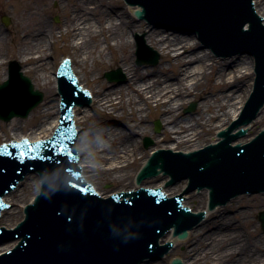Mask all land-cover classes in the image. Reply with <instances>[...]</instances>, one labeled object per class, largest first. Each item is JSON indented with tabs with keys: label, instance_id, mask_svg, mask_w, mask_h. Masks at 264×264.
I'll return each mask as SVG.
<instances>
[{
	"label": "water",
	"instance_id": "obj_1",
	"mask_svg": "<svg viewBox=\"0 0 264 264\" xmlns=\"http://www.w3.org/2000/svg\"><path fill=\"white\" fill-rule=\"evenodd\" d=\"M139 1L146 7L145 13L138 12L140 17H146L158 24L197 31L200 38L220 56L245 50L254 52L258 62L257 82L264 88V0H254L255 10L262 19L254 11L253 0ZM139 1L138 4H141ZM246 24L250 25L249 31L244 29ZM194 50L204 51L201 46L194 47ZM146 53L144 44L139 42L138 54L141 57ZM69 59L73 69L72 59ZM73 72L80 82L74 69ZM11 73V79L0 85V95L4 94L2 98L9 101L5 106L4 103L0 104V117L5 120L14 116H26L43 98L42 92L34 90L31 80L18 73L16 65L11 66ZM109 77L120 79L117 73H111ZM62 78L60 90L65 101L62 107V125L52 140L32 145L38 150L37 153L43 148L41 156L39 154L40 158L21 157V151L28 150L27 143L5 146L0 150V211L4 205V194L15 188L32 169L40 167L44 181L42 194L38 196L35 204L26 209V221L15 233H9V236L4 238L5 241L21 238V241L14 250L0 256V264H139L145 259L161 258L168 249L159 247L158 240L172 227L177 233L184 232L181 237H185L186 231L193 228L195 223L188 221L185 224L188 219L187 211H181L179 202L166 199L159 190L142 189L136 193L103 199L83 181L74 151L71 115L72 106L79 100L74 95L72 84L68 83V88L64 89ZM16 83H20L19 89L11 91V94L5 93L13 89ZM14 94L17 96L13 97ZM90 94L93 107L94 94L92 91ZM20 99L22 102L17 103ZM263 101L264 90L249 107L257 109L258 102L261 105ZM75 123L78 130L76 115ZM262 127L264 108L257 120L244 127L249 130L248 136L237 140L235 144L247 143L255 136L254 132H259ZM233 129L222 132L221 135L225 139L221 143L199 152L156 153L146 177L157 175L159 167L170 171L174 177L180 174L189 176L193 185L211 188L215 205L225 203L243 192L264 191V134L251 144L231 147L230 143L235 139L231 134ZM63 133L69 135L60 138ZM79 137L81 132L78 130V151ZM57 141L69 146L72 154L58 155L59 149L51 148ZM23 144H27V147ZM79 154L82 159L81 152ZM166 162H176L177 167L181 166L182 170L176 169L177 174H174L165 167ZM82 171L84 175V168ZM92 186L99 192L95 185ZM38 190L39 177L27 175L17 189L4 197L10 208L3 211L0 226L11 227L19 222L23 217L22 207L32 200ZM162 190L166 193L165 188ZM186 196L187 194L185 199ZM207 216L208 214L202 224ZM260 219L264 228V212L261 213ZM202 224L199 227H202ZM13 246L14 243L0 246V253ZM173 264L182 263L175 260Z\"/></svg>",
	"mask_w": 264,
	"mask_h": 264
},
{
	"label": "bare ground",
	"instance_id": "obj_2",
	"mask_svg": "<svg viewBox=\"0 0 264 264\" xmlns=\"http://www.w3.org/2000/svg\"><path fill=\"white\" fill-rule=\"evenodd\" d=\"M11 1L15 3L17 0ZM42 1L46 4L47 1H55L57 3L55 11L64 14L63 25L59 31L55 29L57 34L53 31L54 28H51L50 22L43 19L36 24V29L25 26L26 21L17 22V29L15 31L12 29V32L10 30L7 35L0 29V44L7 46L9 41L17 40L13 55L21 62V71L33 73L35 80L45 86L49 96L48 103L44 97L45 109L42 108L37 113V116L42 118L32 132L33 136H29L30 139L34 141L50 136L58 124L60 98L59 96L54 98L51 89V75L54 74L55 82L56 67L52 70V62L48 61L49 55L46 52L53 45L52 40L58 35L69 39L66 49H74L73 55L76 57L69 56L73 62V69L79 76L81 85L89 88L94 94V105L88 106L92 107L93 115L79 106L74 109L78 130L81 132L78 149L83 158L80 163L88 182L95 185L103 197H109L115 191L140 186L165 188L169 195L181 192L186 181L179 184L180 186L167 187L164 183L168 177L154 184L143 183L139 186L133 181L131 185H121L119 189L110 192H102L99 185L106 181L123 183L129 179L128 169L143 155L141 140L138 138L140 135L151 134L157 146L185 152L218 142L220 138L214 135L211 137V131L215 133L216 130H222L233 119H237L251 93L254 80L253 57L233 58L225 65L210 64L208 63L210 54L195 51L194 47L199 43L193 42L190 36L170 37L157 34L151 28V23L133 18L131 12L135 8L139 9L138 6L125 9L117 0ZM33 11L35 14L42 12L39 8ZM11 16L14 17L13 13ZM144 31L147 32L146 43L157 49L162 59L159 66L149 70H144L141 66L147 63L135 64L132 55V47L136 41L131 40L130 35ZM101 37L104 45L101 44ZM107 51L111 57L105 60ZM3 59L4 56L0 58L1 83L9 79L1 72L6 63ZM90 62L94 67L106 63L109 66H121L127 73L126 88H115L103 80L97 81L96 70H93L92 78L89 77L87 69L92 71L89 67ZM159 62L160 60L156 65ZM205 81L208 87L204 85ZM94 82L97 84L94 85L96 88L92 86ZM54 91L56 93L55 87ZM189 98L201 99L197 116H184L180 112L189 102ZM16 102H22V99ZM40 105L41 103H38L35 107ZM31 111L27 113L28 117L32 116ZM153 111L162 121V137H156L152 132L149 114ZM102 115L121 119L125 127H107L101 121ZM14 118L19 117H11L6 122ZM10 126L11 124H7L6 128ZM13 126L12 136L6 141L19 140L25 136L19 133L25 129V123ZM101 131L108 138V142L103 145L94 140L96 133ZM4 134L7 137L6 133ZM147 158L148 156L146 158L142 156L140 159L142 162L145 159L146 162ZM207 194V191L187 194L185 205H189L194 211L205 209ZM246 214L247 211H241L233 217L229 215L217 217L213 214L209 226L203 225L183 242L185 246L183 261L186 264H264V242L257 238L256 229L245 225L249 222ZM167 239H172L177 245L171 233L163 241Z\"/></svg>",
	"mask_w": 264,
	"mask_h": 264
},
{
	"label": "rangeland",
	"instance_id": "obj_3",
	"mask_svg": "<svg viewBox=\"0 0 264 264\" xmlns=\"http://www.w3.org/2000/svg\"><path fill=\"white\" fill-rule=\"evenodd\" d=\"M117 1L121 2V6L123 8H125V9L127 8L128 9V5L123 0H117ZM56 7H57V3L55 1H52V2L47 1V4H46V2H44L42 0H17L15 3H13L11 0H0V29L5 35H7L10 32V30L12 32V29H14V31H15V29H17V22H22V21H26L27 24L25 26L32 27V28L36 29V24L39 22V20L43 19V20H48L50 22L51 28H54L53 31L55 32V34H57L56 30H58L64 23V14H62L60 12H56L55 11ZM35 8L41 9L42 12L35 14V12L33 11V9H35ZM11 13H13L14 17L11 16ZM131 15L134 18V15H133L132 12H131ZM6 16L10 19V23L8 25H5L3 23V18L6 17ZM151 28H153V27L151 26ZM156 30L157 29H154L153 31H156ZM156 33L157 34H163L165 36H170V37H174V36H177V35H179V37H184L183 35L175 34V32H173V33L172 32H168V30H158V31H156ZM136 34L137 33H134V34L130 35L131 40L134 38V36ZM138 34L144 35V37H145L147 32L144 31L143 33H138ZM49 38H51V37H49ZM190 38L193 39V42L194 41L196 42V39H194L193 36H190ZM16 41H9L7 46L5 44H0V55L3 54L1 57L4 56L3 60L6 61L5 66H4V68L2 69L1 72L7 75V79L9 77V63L10 62H15L16 61L22 67L21 62L19 61V59L18 58L16 59V56L13 55V49L17 46V42ZM52 41H53V45L46 52L49 55L48 61L52 62L51 63V68L53 70V67H56L59 64V62L61 61V59H63V57H65V56L74 57V55H73L74 49L73 50L66 49V44H69L68 43L69 39L66 40L64 37H59L57 35V37L54 40H52ZM73 42H74V40H73ZM75 42H76V40H75ZM101 44L104 45L103 38L101 40ZM112 44H114V42H112ZM198 46H201V45L199 44ZM150 47H152V46H150ZM152 48L159 54L160 62L156 66H153V65H150V64L141 65L144 70L145 69L149 70V69L156 68L161 63V60H162L161 59V54L157 51V49H155L154 47H152ZM204 51H206V50H204ZM204 51H198V52L202 53ZM107 52L108 53H107V55L104 58L105 60L108 59L109 57H111L110 54H109L110 52L109 51H107ZM132 55L134 57V63L139 65L137 63V58H136V46H135V44H133V47H132ZM239 57L240 56H235V57H232L230 59H222V58L218 59V58H215V57H213L211 55L209 57L210 60L208 61V63H210V64L215 63V64L225 65L226 63L230 62L231 59L239 58ZM245 57L247 58L248 54H246L244 56V58ZM74 58H76V57H74ZM89 67L92 69V71H90V69H87L88 73H89V77L92 78L93 70H96V73H97L96 76H98V78H97L98 80L97 81L103 80L107 84H109V86H112V87H115V88H126L127 78L120 85L117 82L108 81V79L105 77V73L107 71H109V70H112V69H121L122 72L124 73V75L127 77V73L123 70V68L121 66L120 67L109 66L108 63H106V64H104V65H102L100 67H96V66L94 67L92 65V62H90ZM78 71H79V69H78ZM23 73H24V75L28 76L34 82V83L33 82L32 83H33L35 89L40 90V91H42L44 93L45 98H47L46 103H48L50 100H49V96H48L47 89L45 88V86L40 84L38 81L35 80L33 73H31V72H27V73L23 72ZM79 73H80V75L82 74L81 71ZM53 76H54V74L52 73V75H51V77H52V88L51 89H52V93L54 95V98H57V96H56L57 93H55V91H54L55 83L53 81ZM95 82L92 85L94 88L97 87V86H94V85H97ZM0 83H1V81H0ZM204 85H207L206 81L204 82ZM89 87L92 88L90 85H89ZM207 87H208V85H207ZM228 91H229V89H228ZM200 101H201V99L194 100L192 98L190 100V98H189V102L187 104H185L183 106V108L180 110L181 114L184 115V116H186V115L197 116L198 115V106H199ZM193 103H196L195 109L193 111H191V112H188L187 109ZM44 106H45V100H44V102H42V104L39 107H37L36 109H34L31 112L32 113L31 117L14 118L10 122H5V121L0 119V144L3 143L4 141L8 140L9 138H11V136H12V134H11L12 133V129L11 128L14 127L13 125H16V124H19V123H25V129L24 130H20L19 133L24 134L26 136H31L32 137L33 136L32 132L35 130L36 125L41 121V118H42V117L37 116V113L40 110H42V108L45 109ZM85 110L87 112H89V114H92V115L94 114V112L92 110V107L86 108ZM101 117H102V119H101L102 123H104L107 127H121V128L125 127V125L123 124L122 120L117 118V117H115V116L113 118H110L108 116L104 117L102 115ZM113 119L116 120V122L113 121ZM149 119H150L151 124H152V132L154 133V136L162 137L163 124H162V121L159 118L158 114L155 111L151 112L149 114ZM155 121L161 122V128L158 131H156V129H155ZM7 124L8 125L11 124V126L9 128H6ZM80 128H82V126H80ZM217 132H219V131L217 130L215 133H214V131H211V133H210L211 137H213L212 135L217 134ZM4 133H6L7 137L5 136ZM46 137H44V138H46ZM145 137H149L153 141V143H152L153 145L149 149L144 146L143 139ZM138 138H139V140H141V148H142L141 150L143 152L142 156L144 158L147 155H150V151L152 149H154L156 147H159L155 143V140H154V138L152 137L151 134L146 135V136H141L140 135V136H138ZM140 158L138 157L137 162H135L128 169V172L130 173V176H129V179L126 182H123V183H118L116 181H114V182H110V181L102 182L99 185V189L102 192H106V191L110 192L112 190L114 191V190L119 189V187L121 185H131L132 182L134 181V178L136 176L137 171L141 167L142 161H141ZM160 178L161 177H159V178L157 177L154 180L151 179V180L147 181V183H152V184L157 183L160 180H162ZM181 187H182V185H181ZM187 187L188 186H186L185 188H187ZM241 211H244V212L247 211L246 219L249 222H246L245 225L247 227H251L253 229H256L257 230V238L260 241L264 242V232H263V230L261 228V224H260V221L258 219L259 213L261 211H264V194H255V195H252V196L242 195L240 198H236L231 203H229L227 207L220 208V209L211 211L209 213H213L217 217H220V215H226V216L229 215V216L233 217V216L237 215L238 213H240ZM213 214L211 215V217L209 216L210 214H208V216L206 218V221H205L204 224H202V226L204 225V226L207 227V226L210 225L209 221L214 216ZM206 227H205V232H207L206 231ZM200 228L201 227H198V228H196V230H192V233L198 231ZM190 234H191V232H190ZM202 234H204V232ZM253 234L256 235L255 232H253ZM177 242H180L179 245L176 247V249H174V251L172 252L171 255H169V257L166 256V258H164L162 261H157V262H154L153 264H170V262H171V260L173 258L180 257V256L182 257L183 252L185 251V246H183L184 245L183 244L184 241L183 240H178Z\"/></svg>",
	"mask_w": 264,
	"mask_h": 264
},
{
	"label": "snow or ice",
	"instance_id": "obj_4",
	"mask_svg": "<svg viewBox=\"0 0 264 264\" xmlns=\"http://www.w3.org/2000/svg\"><path fill=\"white\" fill-rule=\"evenodd\" d=\"M51 148L53 150H56V149H59V153L58 155H71V151H70V148L69 146L67 145H63V144H60V142H54L52 145H51ZM21 157L22 158H40L39 157V154L37 153L36 151V148H34L31 144V142H29V146H28V150L27 151H21L20 153Z\"/></svg>",
	"mask_w": 264,
	"mask_h": 264
},
{
	"label": "clouds",
	"instance_id": "obj_5",
	"mask_svg": "<svg viewBox=\"0 0 264 264\" xmlns=\"http://www.w3.org/2000/svg\"><path fill=\"white\" fill-rule=\"evenodd\" d=\"M94 140L96 143H98L100 145H103V144L108 142V138L103 134L102 131L96 133Z\"/></svg>",
	"mask_w": 264,
	"mask_h": 264
}]
</instances>
